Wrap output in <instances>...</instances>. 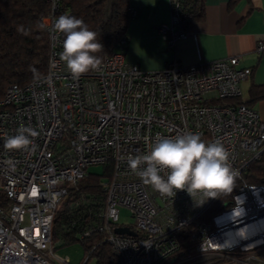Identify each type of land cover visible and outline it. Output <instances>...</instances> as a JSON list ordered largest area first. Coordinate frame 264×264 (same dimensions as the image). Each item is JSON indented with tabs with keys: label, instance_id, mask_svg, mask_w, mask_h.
Listing matches in <instances>:
<instances>
[{
	"label": "built area",
	"instance_id": "obj_1",
	"mask_svg": "<svg viewBox=\"0 0 264 264\" xmlns=\"http://www.w3.org/2000/svg\"><path fill=\"white\" fill-rule=\"evenodd\" d=\"M49 1L42 17L49 35L46 72L10 84L0 97V264H71L69 256L54 251L57 204L97 164L107 173V204L97 229L109 232L118 264H264V224L251 237H263L259 244L244 246L249 235L223 244L229 232L264 219L263 184L242 182L225 208L202 218L216 198L186 190L162 195L127 165L128 157L146 154L157 136L195 133L206 143L224 144L241 180L264 153L261 114L232 100L241 96V82L252 68L229 56L189 65L173 60L149 71L127 61L123 40L97 70L73 78L60 58L63 34L53 29L61 0ZM180 19L172 12L170 23L159 27L170 46L187 37ZM21 126L37 133L29 150L5 149V140ZM121 207L129 208L132 225L119 223ZM118 226L136 235L118 234ZM182 235L195 241L193 254L178 255L185 246Z\"/></svg>",
	"mask_w": 264,
	"mask_h": 264
},
{
	"label": "trees",
	"instance_id": "obj_2",
	"mask_svg": "<svg viewBox=\"0 0 264 264\" xmlns=\"http://www.w3.org/2000/svg\"><path fill=\"white\" fill-rule=\"evenodd\" d=\"M172 12H178L182 26L188 29L205 16V0H170ZM50 11L49 0H0V97L12 83L25 84L46 72L49 59V35L42 17ZM62 15L81 19L91 30L103 50L96 53L101 58L118 51L121 42L128 44V24L131 17L129 0H61ZM64 39V36H63ZM264 97V86L253 85L251 98ZM233 102L244 101L241 96ZM245 103L249 104L247 101ZM250 105V104H249ZM101 174L89 173L78 183L69 186L67 207L57 210L52 240L61 245L81 240L87 252L82 264H118V257L107 236V230H98L101 211L106 207L107 196ZM242 182L264 185V153L250 163L241 180H236L230 193H221L202 213V218L226 207ZM193 226L189 231H193ZM90 230V234H82ZM185 244L178 255L195 252V241L188 235L181 236Z\"/></svg>",
	"mask_w": 264,
	"mask_h": 264
},
{
	"label": "crops",
	"instance_id": "obj_3",
	"mask_svg": "<svg viewBox=\"0 0 264 264\" xmlns=\"http://www.w3.org/2000/svg\"><path fill=\"white\" fill-rule=\"evenodd\" d=\"M136 15L128 24L126 59L145 70L163 69L178 60L183 64L239 56V66L253 73L241 82V98L264 119V97L252 100L253 85L264 86V0H205V16L191 23L187 37L170 46L159 27L170 23V0H129Z\"/></svg>",
	"mask_w": 264,
	"mask_h": 264
},
{
	"label": "clouds",
	"instance_id": "obj_4",
	"mask_svg": "<svg viewBox=\"0 0 264 264\" xmlns=\"http://www.w3.org/2000/svg\"><path fill=\"white\" fill-rule=\"evenodd\" d=\"M53 29L64 36L60 58L73 78L100 67L102 61L96 53L103 45L98 33L81 19L62 14ZM36 135L32 128L21 126L5 140L4 148L27 151L33 144L30 138ZM127 165L145 185L170 197L177 190H186L191 196L202 193L206 198H217L232 192L238 176L224 144L220 140L206 143L195 133L157 136L146 154L128 157Z\"/></svg>",
	"mask_w": 264,
	"mask_h": 264
},
{
	"label": "rangeland",
	"instance_id": "obj_5",
	"mask_svg": "<svg viewBox=\"0 0 264 264\" xmlns=\"http://www.w3.org/2000/svg\"><path fill=\"white\" fill-rule=\"evenodd\" d=\"M89 173L101 174L104 178H107L106 168L102 164L92 165L88 167ZM68 205L67 198L63 197L57 204V209H64ZM120 224L132 225L134 223L133 218L130 215V210L127 207H121L120 209ZM61 240L57 243H53L55 246L54 251L62 256H69L71 264H82L87 258V252L85 245L81 240L74 241L69 244L61 245Z\"/></svg>",
	"mask_w": 264,
	"mask_h": 264
},
{
	"label": "bare ground",
	"instance_id": "obj_6",
	"mask_svg": "<svg viewBox=\"0 0 264 264\" xmlns=\"http://www.w3.org/2000/svg\"><path fill=\"white\" fill-rule=\"evenodd\" d=\"M261 224H264V219L261 220V221H258L257 223L255 224H252V225H249V226H245L244 228H240L236 231H232V232H229L228 235L226 236V238L224 239V245L229 244V245H232V244H236L238 241H240V238L246 236V235H249V238H250V242L249 239L245 242H242V244L244 246H248L249 244H259L260 241L262 240L263 237H261L260 235H256V237H252V235H255L256 231L260 228ZM248 237H244L243 239H247ZM236 242V243H235ZM255 244V245H256Z\"/></svg>",
	"mask_w": 264,
	"mask_h": 264
},
{
	"label": "water",
	"instance_id": "obj_7",
	"mask_svg": "<svg viewBox=\"0 0 264 264\" xmlns=\"http://www.w3.org/2000/svg\"><path fill=\"white\" fill-rule=\"evenodd\" d=\"M115 232L118 234L136 235V232L128 226H118L115 228Z\"/></svg>",
	"mask_w": 264,
	"mask_h": 264
}]
</instances>
